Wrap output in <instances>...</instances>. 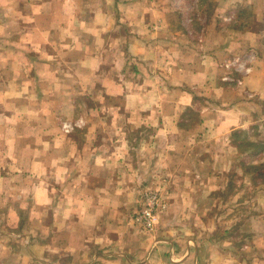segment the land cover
Here are the masks:
<instances>
[{"label":"crops","instance_id":"0c3cea01","mask_svg":"<svg viewBox=\"0 0 264 264\" xmlns=\"http://www.w3.org/2000/svg\"><path fill=\"white\" fill-rule=\"evenodd\" d=\"M182 4L0 0V264H264V218L220 202L245 164L233 40L178 31Z\"/></svg>","mask_w":264,"mask_h":264},{"label":"rangeland","instance_id":"374dc122","mask_svg":"<svg viewBox=\"0 0 264 264\" xmlns=\"http://www.w3.org/2000/svg\"><path fill=\"white\" fill-rule=\"evenodd\" d=\"M198 1L182 0L183 6L178 11L175 25L178 31L184 33L187 31L185 23L193 19L196 23L192 30L198 33L209 21L206 24L207 30L216 27L229 45L233 40V52L229 54L225 51L220 64L224 71L217 73L240 96L244 116L242 126L234 131H241V135L234 136L232 141L239 144L241 139L250 138L264 146V0H202L201 7H198ZM240 13L241 17L238 18ZM213 39L210 37V44ZM81 123L79 120L65 121L63 130H81L85 127V123ZM240 154V164H245L239 169V180L234 181L231 187V190L238 193V198L229 200L225 193H219L220 202L225 205L230 203L242 210L254 208L257 218H264V174L258 176V173H264V167L260 172L255 171L254 167L248 168L253 163H264V154L255 156L246 151Z\"/></svg>","mask_w":264,"mask_h":264},{"label":"built area","instance_id":"2783aa9c","mask_svg":"<svg viewBox=\"0 0 264 264\" xmlns=\"http://www.w3.org/2000/svg\"><path fill=\"white\" fill-rule=\"evenodd\" d=\"M162 206L159 193L156 191L148 192L145 196L143 207L135 219L147 229L152 230L156 223L157 213Z\"/></svg>","mask_w":264,"mask_h":264},{"label":"trees","instance_id":"16d2710c","mask_svg":"<svg viewBox=\"0 0 264 264\" xmlns=\"http://www.w3.org/2000/svg\"><path fill=\"white\" fill-rule=\"evenodd\" d=\"M240 17H241V13H240V15H238V18H240ZM240 135H241V131H236V132H234L233 137L234 136H240ZM234 146H236V149H238L241 152H245V151L248 152L249 151L252 155H255V156H256V154H264V146L258 144L255 140L252 141V139H250V138H248V139L246 138L243 140L241 139V142L239 144H235ZM251 167H254L255 171L260 172L261 168L264 167V163H262V162L257 163V164L253 163L248 168H251ZM262 174H264V173L260 172V173H258V176H262Z\"/></svg>","mask_w":264,"mask_h":264}]
</instances>
